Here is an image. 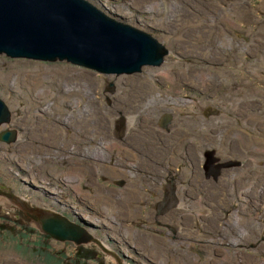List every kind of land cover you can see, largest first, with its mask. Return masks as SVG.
I'll use <instances>...</instances> for the list:
<instances>
[{"label": "rangeland", "instance_id": "374dc122", "mask_svg": "<svg viewBox=\"0 0 264 264\" xmlns=\"http://www.w3.org/2000/svg\"><path fill=\"white\" fill-rule=\"evenodd\" d=\"M97 4L167 43L171 51L165 63L144 65L142 71L132 73L106 74L68 60L0 53V96L12 108V122L7 127L19 129L17 140L8 143L0 140V187L38 205L61 207V199L69 204L83 202L92 214L102 217L97 232L101 236L99 241L104 244L55 239L36 228L18 203L0 195V264H218L220 261L226 264L229 253L237 258L229 264H264L262 240L237 241L235 233H232L234 236L221 234L218 232L220 220L198 219L203 216H197L195 208L186 213L179 231L177 226L171 228L177 231V237H173L171 229L166 230L169 227L161 228L169 222L160 221L167 218L166 212L160 213L161 218L156 221L150 215L145 219L148 201L144 194L153 197L154 185L162 178L141 173L146 167H157L159 159L168 155L170 159L177 158L170 151L172 148L166 156L159 155L167 146L159 140V134L168 135L152 120V115L159 118L163 110L176 113V108L182 113L189 112L185 106L193 99L194 104L206 97L220 100V92L217 96L209 95L211 90L217 89L213 86L216 79L211 78L222 76V71L231 75L235 71L247 77L249 70L243 62L253 54L264 57L263 49V55H256L264 45V0H101ZM237 32H242L244 37ZM240 45L243 48L241 60H236ZM237 61L243 65L238 66ZM166 67L168 71H163ZM207 74L212 77L205 81L202 76ZM111 83L114 91L109 90ZM40 88L44 90L38 91ZM127 115L133 116L132 123L125 127L121 139L123 132L119 131V137L115 128L117 120ZM255 118L260 120V114ZM3 129L0 127V132ZM250 134L264 140L263 136ZM108 137L113 140L106 141ZM195 142L201 140L197 138ZM198 153L203 154L199 150ZM101 165H110L112 171L115 170L112 174H119L107 175L100 170ZM175 165L177 168L178 163ZM204 174L206 178V172ZM123 177L127 182L122 186L113 183ZM191 196L202 201L212 198L211 193H192ZM232 203L233 200L230 204L216 206L226 209L227 219L224 218L226 222H222L224 226L220 230L229 227L228 218H235ZM250 204L249 210H253V206L261 208L254 201ZM149 208L153 210L152 203ZM212 209L204 208L202 214L207 215ZM255 212L264 216V209ZM254 242L259 247L251 245Z\"/></svg>", "mask_w": 264, "mask_h": 264}, {"label": "water", "instance_id": "95a60500", "mask_svg": "<svg viewBox=\"0 0 264 264\" xmlns=\"http://www.w3.org/2000/svg\"><path fill=\"white\" fill-rule=\"evenodd\" d=\"M96 2L0 0V53L13 57L68 60L116 74L141 71L145 64L161 65L166 61L171 51L167 43L152 32L110 14ZM11 122L10 106L0 96V125L5 126L0 132V140L7 143L19 137L18 128L7 127ZM124 127V123L117 121L115 131L118 130L119 136V130ZM215 159L212 156L208 163L217 171L223 164H231L219 159L213 162ZM0 195L8 196L22 209L35 213L41 230L56 238L77 244L101 239L97 232L102 221L100 215L78 212L63 199L60 200V211L48 214L38 204L33 205L16 193ZM118 254L116 251L115 255Z\"/></svg>", "mask_w": 264, "mask_h": 264}, {"label": "bare ground", "instance_id": "6f19581e", "mask_svg": "<svg viewBox=\"0 0 264 264\" xmlns=\"http://www.w3.org/2000/svg\"><path fill=\"white\" fill-rule=\"evenodd\" d=\"M101 2V0H99ZM231 4V3H230ZM230 6V5H229ZM231 7V6H230ZM227 8V7H226ZM220 9V8H219ZM229 9V8H228ZM227 11V10H226ZM245 12V11H244ZM141 13V12H140ZM247 14V12H246ZM242 18V17H241ZM246 19V18H245ZM234 23V22H233ZM232 23V24H233ZM232 26V25H231ZM230 26V27H231ZM220 27V26H219ZM235 27V26H234ZM238 28V27H237ZM222 30V28H221ZM224 33V32H223ZM167 37V36H166ZM173 38V37H172ZM169 39V38H167ZM166 39V40H167ZM171 39V38H170ZM224 46V45H223ZM238 48V47H237ZM240 55L238 57H236V59L241 60V53L243 51V48L240 45ZM256 50V49H255ZM257 51V50H256ZM255 51V52H256ZM261 49L259 48V51H257L256 53H260L259 55H263L261 54ZM213 53V52H212ZM215 53V52H214ZM250 56V55H249ZM254 56V54H253ZM243 57V54H242ZM247 58V57H244ZM246 62H243L244 65L246 67H249L250 65H252V67L254 66L255 69L257 68H263L264 69V57H260V59L258 61H253V60H248L246 59ZM239 62V61H237ZM165 61L162 63L164 64ZM241 62H239L240 64ZM243 63H241V65H243ZM146 66H159V65H154V64H145ZM152 68V67H151ZM142 71V70H141ZM163 71H168V68H163ZM203 73V72H202ZM228 73V72H227ZM106 74H111V73H106ZM122 74V73H121ZM222 76H220L219 74L216 75L215 78H211V79H216V82L214 83L215 87H217L220 83L226 84L228 86H231L232 91L234 92L233 94V98L235 100H233L231 97L226 98L225 100L221 101L216 97H206L203 98L199 103H197L199 106L198 107H194V104L190 103V105H187L185 107H188L189 112L186 113H182L181 111H177L178 108L175 109V112H173V114L176 117V124H172L171 122L169 123V126H166L164 129V132L168 135L166 137L161 136L159 134L160 138L159 140H162V142L166 143V149H164L163 151H161V154L159 155H163L166 156L168 153V150H170L172 148V150H170L171 152H173V154L175 153V155H177V158L174 159V157L172 159H170L169 155L167 157H164L163 160L159 159V162H157V167L155 166H151L149 168L146 167V169L142 170V173L147 175L148 173L145 172H153L155 173L156 176L161 177L162 179L158 181L157 184L154 185L155 188V192L153 197L144 194L146 197V200L148 201V203L146 204V208L147 212L145 213V215H143V217L146 219L147 216H151L155 219L157 218H161L160 217V213H164L166 212V217L169 218H164L160 221L162 222H167L169 221L167 224H164L163 227H161L162 229H164V227H169V229H166L170 232L171 227L173 226H177V231L179 227H181L179 224H184L185 222V218L187 217V214L189 210H194V208L196 209L195 213L197 216L201 215L204 216L202 214L203 209L204 208H213L212 211L213 212H217L218 210L222 209V208H218L216 206H223V204L225 202L227 203H231V201L233 200L232 205L234 206L233 209H236L234 211L235 214V218L232 221V228L230 230L226 229V230H220L219 233L221 234H231L235 233L236 235H238L234 240L237 241H241V240H262V242H264V238L263 237H259V234H264V216L262 215V213H256L255 210L256 209H264V208H258V207H254L253 206V210H249L247 208L244 207V204L240 203L238 200H236L234 198V195L239 196V197H246V191L247 190H251V197H253L252 193H255V188L253 187V183L254 180L251 178H245L244 176H241L240 180H235V182L233 183V186L235 187L234 189L232 188V191L234 192V195L232 196L231 200L225 201L223 199V194L224 191L222 189H220L219 185L222 186L221 188H223L224 184L226 183L228 184L229 181L231 179H233L232 177L224 179V176H226L227 174H229V171H224L223 173H221L216 179L215 177H210V173H207L205 171V169H203V171H201L198 167V163L201 162L200 159H198L197 157L194 156L193 153H191V147L192 145L196 146V145H203L204 148H209V147H213V146H217L221 152L222 155H224L227 151V146L231 145V149L234 153L236 154H240L243 155V152L240 153L239 151H237V149L234 146V143L232 142L233 140H235L236 138H241L245 141V143L242 145L243 148L250 146L252 144V146H255V148L253 149L252 152H249V155H251L252 157L255 156H259L262 161L264 162V140L258 139L257 137H252V135L246 133V131H249L251 133H255V135H259V136H263L264 135V113H263V104H259L260 102L256 103L255 100L253 99H244L242 98L240 100L239 98V94H241L244 90L243 87L239 88L240 85L241 86H250L253 89H256L255 86L248 80L245 78H238L235 75H231V74H225L222 71ZM201 75V74H200ZM26 76V75H24ZM206 78V80L209 79V77H212V75L207 74L206 76H202V78ZM224 79V81H221L220 79ZM210 79V80H211ZM118 80V79H117ZM120 80V79H119ZM28 81V80H27ZM22 82V81H21ZM25 83V81H24ZM23 83V84H24ZM31 83V82H29ZM204 83V82H203ZM17 84V83H16ZM22 84V83H21ZM205 84V83H204ZM28 85V84H27ZM211 85V84H210ZM21 86V85H20ZM30 86V85H29ZM207 86V85H206ZM38 87V86H37ZM110 87L112 88V91H114V84L111 83ZM205 89V88H204ZM208 89V88H207ZM216 89V88H215ZM44 88H40L38 89V91H43ZM110 90V89H109ZM213 92H211L209 95H214L217 96L214 90H211ZM48 92V90L46 91ZM50 92V91H49ZM203 92V90H202ZM209 92V91H208ZM45 93V92H44ZM43 94V93H42ZM40 95V94H39ZM205 96L208 95V93L204 94ZM38 96V95H37ZM46 96V95H45ZM40 97V96H39ZM38 97V98H39ZM42 97V96H41ZM47 97V96H46ZM45 97V98H46ZM65 98V97H64ZM49 99V98H48ZM72 99V98H71ZM76 100V99H75ZM244 102V106H239L241 103ZM263 103V102H262ZM65 104V103H64ZM131 105V104H129ZM204 106H209L210 109H212V112H207V113H203L202 112V108ZM12 107V106H11ZM184 107V106H183ZM130 108V107H129ZM12 109V108H11ZM128 109V108H127ZM126 109V111H127ZM146 109V108H145ZM247 109V110H246ZM129 110V109H128ZM119 111V110H118ZM130 112V111H129ZM258 114L262 115L260 117V120L258 121H252V118H255ZM114 115V114H113ZM137 115V114H136ZM112 116V115H111ZM132 115H127L123 118V120H117V121H121V123H124L125 127L130 125V122L132 123ZM152 120L154 119L155 122L156 118L155 115H152ZM136 118V117H135ZM184 118V119H183ZM151 119V118H150ZM135 121V119H134ZM126 122V123H125ZM135 123V122H134ZM172 124V125H171ZM227 124L233 125L234 127H230L227 126ZM9 124H7L8 126ZM152 125V124H151ZM154 125V124H153ZM177 126L176 128H173L174 126ZM172 126V127H171ZM1 128H4V125H0ZM125 127H124V131L123 128L120 129V133H122L121 139H123V135L125 133ZM126 127V128H127ZM240 127H244V129L242 130ZM130 128V127H129ZM152 128V127H151ZM155 128V127H154ZM153 128V129H154ZM179 128V130H178ZM234 128V129H233ZM240 128V129H239ZM116 129V128H115ZM157 129V128H156ZM242 132V133H241ZM128 133V132H127ZM169 134H171L169 136ZM120 137V136H119ZM118 137V138H119ZM264 137V136H263ZM114 138V137H113ZM199 138L201 140V142L197 143L195 142V140ZM210 138H214V140L212 141ZM212 141L211 143L209 142L210 140ZM109 140H113L112 137H108L106 138V141ZM2 141V140H1ZM33 141V140H32ZM105 141V140H104ZM105 141V142H106ZM121 142V141H120ZM161 142V141H160ZM6 144V143H5ZM110 144V143H109ZM121 144V143H120ZM162 144V143H161ZM114 145V143L112 144ZM89 146V145H88ZM108 146V145H106ZM116 146V145H115ZM165 146V145H164ZM17 147V146H16ZM177 148V150H176ZM133 149L138 151V149L133 146ZM180 149V150H178ZM118 150V149H117ZM20 151V150H19ZM89 151V150H88ZM156 151V150H155ZM6 152V151H5ZM4 152V153H5ZM160 152V151H159ZM1 153V152H0ZM25 153V152H24ZM90 153V152H89ZM139 153V152H138ZM157 153V152H156ZM155 153V154H156ZM2 154V153H1ZM123 154V153H120ZM9 155H11L9 153ZM16 155V153H15ZM24 155V154H23ZM86 155V154H85ZM158 155V156H159ZM191 155L193 156L192 158ZM185 156H189L191 162H189V160H185ZM144 157V156H143ZM17 158V157H16ZM18 159V158H17ZM148 159V158H147ZM146 160V159H144ZM4 162V161H3ZM19 162V161H18ZM148 162V161H147ZM175 162L178 163V167L175 168ZM189 162V165L187 164ZM22 163V162H21ZM23 164V163H22ZM28 164V163H27ZM156 164V163H155ZM41 165V164H40ZM151 165V164H150ZM2 166V165H1ZM6 166V165H5ZM11 166V165H10ZM28 166V165H27ZM100 170L104 171L107 175H117L119 174V172L112 174L115 172L112 171V166L110 165H101V167H99ZM143 168V167H142ZM262 168H264V164L262 166ZM33 169V167L31 168ZM153 169H156L155 171ZM3 170V169H2ZM11 170V169H10ZM20 170V169H19ZM27 170V169H26ZM30 170V169H29ZM5 172V171H4ZM53 172V171H52ZM204 172H206V178H205V174ZM233 173H235L234 171H231ZM3 173V172H2ZM61 173V172H60ZM8 174V173H7ZM11 174V173H10ZM55 174H57L55 172ZM34 175V174H33ZM12 176V175H11ZM62 176V175H61ZM60 176V177H61ZM65 175H63L64 177ZM71 176V175H70ZM7 177V176H6ZM62 177V178H63ZM258 178H262L264 177V173H258L257 175ZM69 178V177H68ZM72 178V177H71ZM54 179V178H53ZM122 179V178H121ZM121 179L117 180L115 179L113 181V183H116L117 185L122 186L121 183ZM37 180V179H36ZM220 180V181H219ZM8 181V180H7ZM65 181V180H64ZM116 181V182H115ZM219 181V182H218ZM37 182V181H36ZM59 182V181H58ZM110 182V181H109ZM120 182V183H118ZM11 183V182H10ZM13 183V182H12ZM50 183V182H49ZM95 183V182H94ZM264 183V180H263ZM96 184V183H95ZM176 184V185H175ZM31 185V184H30ZM33 185V184H32ZM180 185H186L187 188L180 186ZM4 186V185H3ZM71 186V185H70ZM172 186H174V190L172 191V199L170 200L169 198L167 199L166 197V187L171 188ZM16 188V187H15ZM28 188V187H27ZM53 189V188H52ZM58 189V188H57ZM61 189V188H60ZM33 190V189H32ZM47 190V188H46ZM45 190V191H46ZM55 190V189H53ZM73 191V190H72ZM20 192V191H19ZM22 192V191H21ZM40 192V191H39ZM54 192V191H53ZM147 193V192H146ZM192 193L196 194V195H200L204 193H211L212 198H210V200L208 201H202L199 200L198 197H193L192 199H190L188 196L192 197ZM20 194V193H19ZM40 194V193H39ZM31 195V194H30ZM143 195V194H142ZM219 195H222L221 198L219 199ZM69 196V195H68ZM100 196V195H99ZM263 196H264V191H263ZM43 197V196H42ZM50 197V196H49ZM55 197V196H54ZM3 198V197H2ZM89 198V197H88ZM92 200V199H91ZM150 200V201H149ZM68 201V200H67ZM58 202V201H57ZM81 202V201H80ZM73 203L70 204V207H73L74 209L76 208V210L78 212H84L87 213L88 215L92 216V212L90 210H88L86 208V205L81 202V203ZM94 202V201H93ZM93 202H91L93 204ZM97 202V201H96ZM103 202V201H102ZM107 202V201H106ZM105 202V203H106ZM10 203V202H9ZM100 203V201H99ZM98 203V204H99ZM150 203H152L153 206V210L150 211L149 209V205ZM246 203V202H245ZM102 204V203H100ZM247 204V203H246ZM9 205V204H8ZM33 205H37L34 204ZM51 205V204H50ZM106 205V204H105ZM109 205V204H108ZM119 205V204H118ZM43 208V211L48 213V214H55L56 212L60 211L59 206H45V205H37ZM102 206V205H101ZM100 206V208H101ZM248 206V205H247ZM256 206V205H255ZM109 207V206H108ZM118 207V206H117ZM69 208V207H68ZM94 208V207H93ZM104 208V207H102ZM132 208V207H131ZM138 208V207H137ZM152 208V207H151ZM249 208V206H248ZM129 209V208H128ZM142 209V207H141ZM82 210V211H79ZM106 210V209H105ZM125 210V209H124ZM134 210V209H133ZM29 214H31L32 216H34V220H33V225L37 228L38 226V216L31 212L26 210ZM101 211V210H100ZM212 211L207 214V215H211ZM129 212V211H128ZM136 212V211H135ZM151 212V213H150ZM139 213V212H138ZM106 215V214H105ZM134 215V214H133ZM99 216V215H98ZM206 216V215H205ZM133 218V217H132ZM191 218V217H190ZM193 218V217H192ZM203 217H198V219H201ZM149 219V218H148ZM114 220V219H113ZM110 221V220H109ZM189 221V220H188ZM181 222V223H180ZM249 223H252L251 225ZM110 224V223H109ZM158 224V223H157ZM100 226V225H99ZM150 227V226H149ZM157 228V227H156ZM39 229L41 230V228L39 227ZM132 229V228H131ZM184 229V228H183ZM244 229H248V234L246 233V230ZM113 230V228H112ZM136 230V229H135ZM172 230V229H171ZM191 230V229H190ZM193 230V229H192ZM42 231V230H41ZM131 232V230H127V232ZM134 231V230H133ZM173 231V230H172ZM176 231V232H177ZM231 231V232H230ZM43 232V231H42ZM135 232V231H134ZM174 232V231H173ZM176 232L173 233V237H177L176 236ZM184 232V231H183ZM186 233H190L189 231H185ZM204 232V231H203ZM47 233V232H44ZM49 234V233H47ZM131 234V233H130ZM215 234V233H214ZM180 235V234H179ZM230 235V236H231ZM53 238L55 239H59L54 237L53 235H51ZM182 236V235H181ZM180 236V237H181ZM194 236V235H193ZM215 236V235H214ZM234 236V235H233ZM232 236V237H233ZM117 237V236H116ZM115 237V238H116ZM198 237V236H197ZM165 238V237H164ZM194 238V237H193ZM192 238V239H193ZM223 238V237H222ZM108 239V238H107ZM186 239V238H185ZM215 239V238H214ZM62 240V239H60ZM203 240V239H202ZM93 243H96V241H99L98 239L94 238ZM112 241V240H111ZM196 241V240H194ZM217 241V240H216ZM223 241V239H222ZM221 241V242H222ZM64 242V241H63ZM198 242V241H197ZM103 243V242H101ZM122 243V242H121ZM178 243V242H177ZM200 243V242H199ZM204 243V242H203ZM219 243V241H218ZM236 243V242H235ZM104 244V243H103ZM240 244V243H239ZM85 245V244H84ZM107 246V244H105ZM208 245V244H207ZM214 245V244H213ZM218 245V244H217ZM221 245V244H220ZM236 245V244H235ZM251 245L257 247V243L254 242ZM149 246V245H148ZM154 246V245H153ZM233 247V246H232ZM237 247V246H236ZM259 247V246H258ZM120 248V247H119ZM223 248V247H222ZM246 248V247H245ZM209 249V248H208ZM216 249V248H214ZM218 249V248H217ZM226 249V248H225ZM146 250V249H145ZM151 250V249H150ZM224 250V249H223ZM236 250V249H235ZM246 250V249H245ZM261 250V249H260ZM263 251V250H261ZM111 253V251H109ZM202 253V251H200ZM212 252V251H211ZM260 252V251H259ZM119 253V252H118ZM207 253V252H206ZM217 253V252H216ZM237 253V252H236ZM247 253V252H246ZM144 254V253H143ZM153 254V253H152ZM228 254V253H227ZM238 254V253H237ZM240 254V252H239ZM245 253H243L244 255ZM154 255V254H153ZM207 255V254H206ZM210 255V254H209ZM242 255V256H243ZM155 256V255H154ZM153 256V257H154ZM231 256V257H228ZM227 256V261L226 264H229L231 261H236L235 259H237L236 257H233L232 255ZM164 257V256H163ZM204 257V256H203ZM225 257V256H224ZM202 258V257H201ZM255 258V257H254ZM258 258V257H257ZM123 259V258H122ZM136 259V258H135ZM194 259V258H193ZM154 260V258H153ZM211 260V259H210ZM241 260V259H240ZM245 260V259H244ZM250 261V260H249ZM252 261V260H251ZM147 262V261H146ZM219 262V261H218ZM243 262V261H242ZM135 263V262H134ZM241 263V262H240ZM250 264V262H248ZM253 263V262H252ZM218 264H223L221 261Z\"/></svg>", "mask_w": 264, "mask_h": 264}, {"label": "flooded vegetation", "instance_id": "af4514ba", "mask_svg": "<svg viewBox=\"0 0 264 264\" xmlns=\"http://www.w3.org/2000/svg\"><path fill=\"white\" fill-rule=\"evenodd\" d=\"M241 33L242 32H237V34H239V36L244 37V35H241ZM249 39L250 38H246V40H249ZM260 49H261V51H262V49L264 50V45L262 46V48L260 47ZM257 54H260V53H256V55ZM251 57L252 58H247V59L248 60H253V61H258L260 59V56H251ZM236 60H238V59H236ZM237 65L241 66V63L239 64V62H237ZM252 65H250L248 67V70H249L248 73L250 75H248L247 77L245 75H242V74H237L238 72H235V71L233 73V75L237 76L238 78L248 79L256 88V89H253L250 86H242L244 91L241 94H239V98H240V100L242 98H244V99H248V98L249 99H253V100H255L256 103L260 102L259 104H263V108H264V69L260 68V67L255 69V67L254 66L252 67ZM257 71H259V72H257ZM204 79H206V78H204ZM201 80H202V78H201ZM226 86H228V85L220 83L217 86V89L216 90L214 89L216 95H218V93L220 92V100L221 101H223V100H225L226 98H229V97H231L233 100H235L233 98L234 92L231 89L232 87L228 86L229 89H227ZM223 87H225V88L223 90H221V88H223ZM109 89L112 90L111 87H109ZM190 101L194 104V99L190 100ZM195 104L197 105V107L199 106L197 103H195ZM244 105L245 104L243 102L239 106H244ZM212 111L213 110L210 109L208 105L207 106L203 105V108H202V112L203 113L212 112ZM263 113H264V110H263ZM261 116L262 115H260V117ZM155 118H156L157 124L160 126V128L162 130H164V128L166 126H169L170 122L172 124H176L177 123L176 117L173 114L172 110H163L160 113V117L158 118L155 115ZM252 119L254 121H256V118H252ZM176 127L177 126L175 125L173 128H176ZM246 132H249V131H246ZM250 133H248V134H250ZM233 141L235 142L234 146L237 149V151H239L240 153L243 152V155L234 153L232 151V149H231V145L227 146V151H226V153L224 155L221 154V152H220V150H219V148L217 146L204 148L203 145H201V144L200 145H196V146L192 145L191 153H193L195 157H197L198 159L201 160V162L198 163V167L200 165L203 169H205V171L207 173H210V175H209L210 177H215V179H216L224 171H229L230 172L229 174L224 176V179H227V178H230V177H232L233 179H231L228 184L223 183L224 184L223 188H221L222 186L219 185L220 189H222L224 191V194H223L222 197H223V199L225 201L229 202L231 200L232 196L234 195L235 191H232L231 189L235 188L233 186V183L235 182V180H240L241 176H244L245 178H248V179L251 178V179L254 180L253 187L255 188V193H252L253 197H251V190L249 189V190L246 191V197H239V196L234 195V198L236 200H238L240 203L244 204V207L247 208V209H248V206H250V207L252 206L250 203H252L253 201L255 203H257L258 205H260L261 208H264V196H263V191H264L263 180H264V177H263V179L257 177L259 172L260 173H264V168H262L264 162L262 161V159L259 156L252 157L251 155H249L248 151L249 152L253 151L255 146H252V145H254V144L243 148L242 145L245 143V141L243 139H241L239 141V139L236 138ZM123 143H125L126 145H129V143L127 141H123ZM198 150L202 151L203 154L198 153ZM212 156L214 158H216L215 160H213V162H216L219 159L218 161H226V162H222V163L230 162L231 164H229V163L228 164H223L219 168V170L217 171L214 166L209 165V163H208ZM88 157L91 158L90 155ZM185 159L189 160V162H191V160L189 159V156H185ZM139 161H140V159H139ZM189 162L187 163L188 165H189ZM206 162L208 163V167H206V165H205ZM137 166H138V164H137ZM127 167H128V165H127ZM131 168H135V167L133 165H131ZM138 168H139V166H138ZM199 169L201 170L200 167H199ZM231 171H234L235 173H233ZM141 173H142V171H141ZM153 175H155L153 172L148 173V176L153 177ZM142 180H144V179H142ZM126 182H127V178L124 179V177H123L121 179V183L124 184ZM172 191H175L174 190V186H172L171 188L166 187V197H168L170 200L172 199ZM4 193H7V192H5L3 187H0V194H4ZM188 197L190 199L193 198V197H190V196H188ZM250 200H252V202ZM229 209H231V208H229ZM21 210L25 214L30 216L32 218V221L34 220V216L29 214L24 209H21ZM225 210L226 209H220L217 212H213L212 211L211 215H206L207 217L205 215L203 216V221H207L208 222V221H210V219L212 217L216 218V220L219 219L220 220V225H219V229L218 230L220 231V227L223 225L222 222L225 221L224 218L227 219V217H225ZM228 219H229L230 222L227 221V224L229 225V227H226V229L230 230L232 228V221H231L230 218H228ZM249 224L251 225L252 223H249ZM245 230H246L245 234H248V232H249L248 229H245ZM259 237L260 238L261 237L264 238V234L263 235L259 234Z\"/></svg>", "mask_w": 264, "mask_h": 264}]
</instances>
